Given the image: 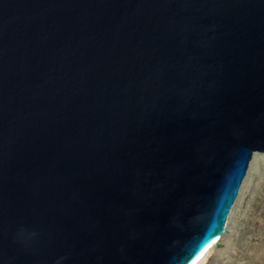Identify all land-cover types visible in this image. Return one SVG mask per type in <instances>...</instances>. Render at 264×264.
Returning <instances> with one entry per match:
<instances>
[{
    "label": "water",
    "instance_id": "1",
    "mask_svg": "<svg viewBox=\"0 0 264 264\" xmlns=\"http://www.w3.org/2000/svg\"><path fill=\"white\" fill-rule=\"evenodd\" d=\"M264 153V0H0V264H191Z\"/></svg>",
    "mask_w": 264,
    "mask_h": 264
},
{
    "label": "rangeland",
    "instance_id": "2",
    "mask_svg": "<svg viewBox=\"0 0 264 264\" xmlns=\"http://www.w3.org/2000/svg\"><path fill=\"white\" fill-rule=\"evenodd\" d=\"M198 264H264V153H255L225 233Z\"/></svg>",
    "mask_w": 264,
    "mask_h": 264
},
{
    "label": "bare ground",
    "instance_id": "3",
    "mask_svg": "<svg viewBox=\"0 0 264 264\" xmlns=\"http://www.w3.org/2000/svg\"><path fill=\"white\" fill-rule=\"evenodd\" d=\"M220 238L221 236L216 237L191 264H198Z\"/></svg>",
    "mask_w": 264,
    "mask_h": 264
}]
</instances>
